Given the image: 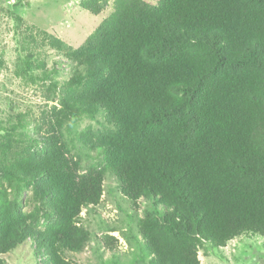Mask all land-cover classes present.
<instances>
[{
    "label": "trees",
    "instance_id": "16d2710c",
    "mask_svg": "<svg viewBox=\"0 0 264 264\" xmlns=\"http://www.w3.org/2000/svg\"><path fill=\"white\" fill-rule=\"evenodd\" d=\"M80 54L86 88L67 108L108 115L115 130L97 146L124 196L163 208L140 230L149 264H200L199 241L264 235V0L121 1ZM34 143L0 174L34 183L49 223L0 205V254L34 240L43 264H69L58 250L81 249L74 219L98 203L103 175H78L54 137Z\"/></svg>",
    "mask_w": 264,
    "mask_h": 264
},
{
    "label": "rangeland",
    "instance_id": "374dc122",
    "mask_svg": "<svg viewBox=\"0 0 264 264\" xmlns=\"http://www.w3.org/2000/svg\"><path fill=\"white\" fill-rule=\"evenodd\" d=\"M121 1L128 0H0V169L40 151L34 139L45 135L58 141L78 175H103L98 203L83 207L74 219L86 233L81 249L58 250L69 264H149L153 256L140 230L148 218L163 214L150 200L124 196L97 146L102 134L115 130L108 115L75 114L66 105L86 88L75 80L86 73L80 53ZM14 203L28 224L40 230L48 225L46 202L35 184L0 174V205L12 210ZM36 249V241L28 240L0 254V264H43ZM197 256L200 264H264V235H241L221 248L199 241Z\"/></svg>",
    "mask_w": 264,
    "mask_h": 264
}]
</instances>
